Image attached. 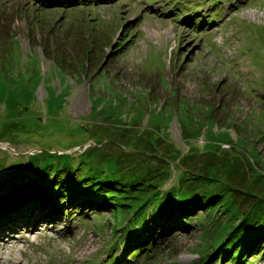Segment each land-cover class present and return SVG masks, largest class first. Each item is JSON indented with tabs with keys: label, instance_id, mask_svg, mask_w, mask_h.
<instances>
[{
	"label": "rangeland",
	"instance_id": "1",
	"mask_svg": "<svg viewBox=\"0 0 264 264\" xmlns=\"http://www.w3.org/2000/svg\"><path fill=\"white\" fill-rule=\"evenodd\" d=\"M103 1L0 0V264H264V0Z\"/></svg>",
	"mask_w": 264,
	"mask_h": 264
},
{
	"label": "trees",
	"instance_id": "2",
	"mask_svg": "<svg viewBox=\"0 0 264 264\" xmlns=\"http://www.w3.org/2000/svg\"><path fill=\"white\" fill-rule=\"evenodd\" d=\"M92 1H96V0H62L61 2H60V0H50L51 3L56 2L57 5H59L58 2L64 3V5H61V6L59 5V7H63V8L73 7L75 5H82V4L89 5L88 3L89 2L91 3ZM108 1L109 0H104L103 2H108ZM1 171H3V170H0V216H2L6 211L7 212L8 211L18 212L17 209H15V207L22 206L23 204L28 205L29 203H36V204L54 203V198L52 197V195H54V194L49 195L47 193V191H45V188L48 186L47 182H43V183L39 184L37 181H35L32 178V175H27L29 173H27V174L24 173V174H19V175L18 174L11 175V174L4 173V171L3 172H1ZM13 180H15V181H13ZM115 183H117V181L111 180V182H104L103 184L105 186H102L101 182L98 180V182H94L93 184H89L90 186L88 185L91 188V191L86 190L85 192L82 191V190H85L82 185L79 188L67 187L65 190H62L63 187L58 185V187H59L58 190H59L60 194L62 191L63 195H66V191H67L69 193L68 196L71 198L76 197V195L80 196V198H83L84 195L85 196L88 195L90 201L97 203L98 205L101 203L103 205H105L106 204V201H105L106 198L104 195H106V193L105 194L103 193L104 191H106L105 187L110 186V190L114 191L115 189H118L116 186H114ZM100 184H101V186H99ZM120 186H121V184H120ZM130 186H132V185H130ZM150 187L151 188L155 187V185L151 184ZM120 189H123V187L121 186ZM75 190H77L78 192L80 191L82 194H77V192ZM154 191H156V192L153 195V199L147 201V199H148L147 194L149 192L147 189L144 190L142 192V194H143L142 200L140 199L136 204V206H138L139 202L147 201L145 203V205L143 206V208L138 212L139 216L136 218L137 222L135 225L137 227V229H138V227L141 230L147 228L146 232H148V230H149L148 227H146V217H147L146 213H147V211L149 213V217L154 218L156 220L160 218V219H164L167 221H169V220L175 221L176 216H179V214H180L182 216L185 215V217H186L187 216L186 214L191 209V208H188V206H186V205L181 206V207H178L177 205L175 207V205H173V207L171 208L172 204L176 203V202L172 201L173 197H170V198H168V200H165V201L164 200L159 201L157 190H153V192ZM165 193H168V192H165ZM157 200L160 203H157ZM150 201H153V203L151 202L152 205L150 204ZM20 204H22V205H20ZM148 204H149V209L144 210L148 207ZM163 205H165V208H162ZM182 207H183V209H182ZM166 208H167L168 214L166 212L165 213L161 212V214L158 216L159 218H157V211L158 210L163 211V209H166ZM174 208L176 209V211H174L175 210ZM172 211L175 214H173ZM169 214H171V215L169 216ZM167 217H168V219H167ZM247 221L248 220H246V218L243 219V223H246ZM138 224H140V225H138ZM247 224H248V222H247ZM17 229H18V227H17ZM250 234H252V235H248V237H249L248 241L250 243H252L254 241H255V243H257V241H259V240L262 242L264 240V233L253 231ZM122 244L126 245L125 243H122ZM147 244H149V243H147ZM247 244H248V242H247ZM262 245H263V243H262Z\"/></svg>",
	"mask_w": 264,
	"mask_h": 264
},
{
	"label": "bare ground",
	"instance_id": "3",
	"mask_svg": "<svg viewBox=\"0 0 264 264\" xmlns=\"http://www.w3.org/2000/svg\"><path fill=\"white\" fill-rule=\"evenodd\" d=\"M180 13V12H179Z\"/></svg>",
	"mask_w": 264,
	"mask_h": 264
}]
</instances>
